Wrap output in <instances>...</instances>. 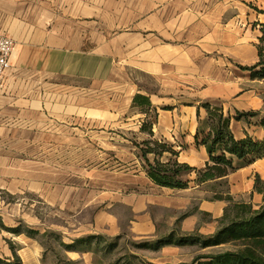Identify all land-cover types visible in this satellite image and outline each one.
<instances>
[{"label": "rangeland", "instance_id": "374dc122", "mask_svg": "<svg viewBox=\"0 0 264 264\" xmlns=\"http://www.w3.org/2000/svg\"><path fill=\"white\" fill-rule=\"evenodd\" d=\"M82 2L104 12L110 24L108 37L132 29L127 21L139 17V9L149 4V0H80L78 6ZM197 2L212 11L157 16L158 29L173 30L172 42L202 50L197 62H181L173 73L186 66L189 73H202L205 87L197 91L214 90L218 96L209 100L213 106L232 116L237 110L254 112L242 120L234 118V134L263 138L264 80L254 79L241 66L258 61L264 0ZM16 3L14 23L1 33L13 37L18 47L41 42L53 27L44 21L47 16L37 14L39 1L40 7L36 0ZM147 17L141 16V21ZM119 19L126 21L125 26L113 27ZM145 65L131 62L112 81L94 85L87 93L81 88L62 89L55 77L46 85L39 75L19 74L12 67L0 89V235L10 249V242L19 250L35 241L43 249L42 264L72 260L74 264H197L203 256L264 239L262 161L245 170L247 162L238 161L229 175L204 180L209 154L207 161L193 158L199 153L178 131L154 126L179 94L166 95L164 81ZM138 93L152 95L158 108L145 112L134 106L131 99ZM148 140L165 142L179 152V156L169 151L161 156L149 153L151 162L172 157L193 167L182 175L189 182L187 188L152 180L143 155ZM151 146L162 150L154 142ZM8 228H19L21 233ZM33 231L37 233L28 235ZM90 235L106 240L89 251L64 248ZM114 241L118 242L111 247Z\"/></svg>", "mask_w": 264, "mask_h": 264}, {"label": "crops", "instance_id": "0c3cea01", "mask_svg": "<svg viewBox=\"0 0 264 264\" xmlns=\"http://www.w3.org/2000/svg\"><path fill=\"white\" fill-rule=\"evenodd\" d=\"M38 1L42 7L39 6ZM78 1L80 0H36L40 7V12L36 11L37 14L47 16L44 21L50 22L53 28L46 32L41 42H27L19 45L12 60L15 72L23 75L35 73L44 80L46 85L52 84V78H59L62 89L81 88L87 93L93 90L94 85L112 81L114 76L131 62L147 64L145 66L154 68L149 72L155 73L164 81L166 95L179 94L178 99L172 98L175 102L164 109V114H159L154 126L158 124L162 128L172 127L183 136L184 141L188 142L194 151L199 153L193 154V158L207 161L206 149L197 146L200 148L198 149L192 144L195 143L201 121L208 116L204 103L217 97L218 94L214 90L204 94L197 91L198 88L205 87L202 73H189L185 71L187 66L184 70L173 73L175 68L182 67L181 62H197V57L202 50L197 45L172 42L173 30L158 29L156 19L158 15L208 13L212 11L211 8L197 6V0H149L145 10L139 9V17L127 21L128 24L133 25L132 29L129 27L113 37L110 35L108 37L106 32L110 24L103 17L104 12L102 13L99 9L93 10L91 3L86 6V3L82 2L78 6ZM15 4H17L16 0H0V33L2 30L6 31L9 24L14 23ZM141 16L148 17L141 21ZM124 21L121 23L119 19L112 25L113 27L121 24L125 26L126 21ZM175 35L178 36L176 33ZM10 70L7 72V77H10ZM174 80L175 84H173ZM148 96L152 102L151 109L158 108L156 106L158 103L154 101L153 96ZM133 99L132 97L131 100ZM235 121V119L232 120V128ZM205 131H209L207 125ZM233 158L236 168V162L246 163L243 159ZM263 160L264 158L253 163L247 162L249 166L246 165L242 169H248ZM260 168L264 170L263 166ZM28 247L17 250L23 264H42V246L33 241L32 246ZM0 257H13V251L2 235H0Z\"/></svg>", "mask_w": 264, "mask_h": 264}, {"label": "trees", "instance_id": "16d2710c", "mask_svg": "<svg viewBox=\"0 0 264 264\" xmlns=\"http://www.w3.org/2000/svg\"><path fill=\"white\" fill-rule=\"evenodd\" d=\"M258 50V61L252 66H241L244 70L251 71L254 79L264 80V24H262L261 35L256 44ZM134 106H142L145 112L151 110L152 102L148 95L138 93L133 99ZM208 116L201 121L198 133L195 136V144L198 147H204L209 154V160L203 170L204 180H211L227 176L236 170L234 158L243 159L248 163H253L264 158V137L255 138L249 133L245 137L237 138L232 128V120H242L248 116H253L254 112H245L237 110V115H226L224 109L219 106H213L210 102H205ZM155 123V122H154ZM261 126L264 127V119L261 120ZM207 125L209 131H205ZM202 132V133H201ZM153 134V131L151 132ZM203 134V137H201ZM160 146L162 150L153 148L152 143ZM148 148L143 149V155L148 162V175L157 184L173 188L184 189L188 187L189 182L183 180L182 175L185 170H192L193 167L188 163L179 162L178 159L170 158L168 161H162L157 157L154 162L147 159L149 153H158V156L169 151L172 156H179V152L174 150L165 142L158 140L147 142ZM10 231L20 234L19 228H8ZM37 231L28 232V235H35ZM108 239V238H107ZM106 238L102 235H90L80 237L71 244H64V248L71 251H89L92 245L100 247ZM109 240V239H108ZM111 241V240H110ZM118 241L111 242L112 245ZM13 251L12 258L0 257V264H23L21 257L17 253L15 245L10 242ZM87 245V246H85ZM136 255H130L135 259ZM197 264H264V239L254 238L246 241L243 248L237 250H228L218 254L203 256ZM74 264L75 261H70ZM147 264V263H143ZM192 264V263H191Z\"/></svg>", "mask_w": 264, "mask_h": 264}, {"label": "built area", "instance_id": "2783aa9c", "mask_svg": "<svg viewBox=\"0 0 264 264\" xmlns=\"http://www.w3.org/2000/svg\"><path fill=\"white\" fill-rule=\"evenodd\" d=\"M17 48L18 43L13 37L0 33V89L7 72L12 68V60Z\"/></svg>", "mask_w": 264, "mask_h": 264}, {"label": "bare ground", "instance_id": "6f19581e", "mask_svg": "<svg viewBox=\"0 0 264 264\" xmlns=\"http://www.w3.org/2000/svg\"><path fill=\"white\" fill-rule=\"evenodd\" d=\"M262 165H264V160L262 161Z\"/></svg>", "mask_w": 264, "mask_h": 264}]
</instances>
